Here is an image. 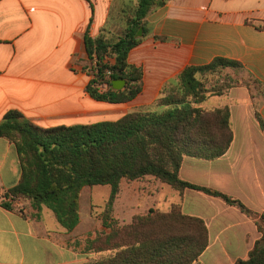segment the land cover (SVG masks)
Here are the masks:
<instances>
[{"label":"crops","instance_id":"crops-1","mask_svg":"<svg viewBox=\"0 0 264 264\" xmlns=\"http://www.w3.org/2000/svg\"><path fill=\"white\" fill-rule=\"evenodd\" d=\"M136 1L0 0V122L13 110L43 128L90 124L104 117L114 121L153 104L185 67L217 57L240 63L264 89V29L258 28L264 26V0H168L148 15L150 34L128 54L129 63L144 71L142 92L119 105L91 98L85 91L89 77L80 65L87 60L84 37L123 28L124 12ZM254 95L246 87H232L205 105L228 106L233 142L214 161L185 157L180 177L264 215V129L254 108L258 103L264 121V98ZM20 175L15 146L0 138V264L84 262L89 235L78 231L81 218L77 228L66 232L52 211L44 218V208L37 212L21 202L13 210L2 206L4 193ZM146 178L140 181L151 182L149 188L162 195L155 206L179 203L185 215L204 220L209 245L193 264H234L248 257L261 235L251 218L220 198L191 189L169 192Z\"/></svg>","mask_w":264,"mask_h":264},{"label":"trees","instance_id":"trees-1","mask_svg":"<svg viewBox=\"0 0 264 264\" xmlns=\"http://www.w3.org/2000/svg\"><path fill=\"white\" fill-rule=\"evenodd\" d=\"M167 1L137 0L124 12L123 28L96 37L85 35L87 60L80 65L89 77L85 91L91 98L119 105L132 102L142 92L144 71L129 63L128 54L150 34L148 15ZM140 27L143 36L135 39ZM229 68L244 70L240 63L222 57L187 66L162 87L153 104L114 121L43 128L18 111H9L0 122V138L15 146L21 175L4 193L2 206L13 210L14 203L21 202L37 212L45 207L66 232H71L80 224L83 188L107 186L110 196L99 214L104 231L88 237L89 256L81 264L197 262L209 245L208 228L201 218L185 215L179 203H172L165 211L149 208L132 216L129 223L114 219L121 182L149 176L180 194L197 190L238 208L254 221L261 235L248 257L234 264H264V215L223 192L180 177L185 157L214 161L225 155L233 142L230 110L228 106L207 108L212 98L224 96L232 87H246L259 99L264 98L257 78L248 73L247 78L237 79L227 72ZM112 80H125V87L113 90ZM103 83L106 90L98 88ZM257 106L255 103V116L264 129Z\"/></svg>","mask_w":264,"mask_h":264},{"label":"rangeland","instance_id":"rangeland-1","mask_svg":"<svg viewBox=\"0 0 264 264\" xmlns=\"http://www.w3.org/2000/svg\"><path fill=\"white\" fill-rule=\"evenodd\" d=\"M227 72H230L234 75L235 78H247V75L244 71L227 69ZM213 101H218L219 98H213ZM104 121L108 119L102 118ZM100 120V119H98ZM147 180H153V177H147ZM150 183V184H149ZM136 181L130 185L125 181H122L120 184V193L115 200L113 206V217L115 220L122 222H129L131 216L144 214L149 207H156L162 211H165L168 206H162L165 203L155 206L156 200L162 198L161 193L155 194L151 190V182ZM164 187L167 191L173 192L168 186L159 184ZM110 196V188L105 186H94V187H85L81 194V205H80V218L82 224L78 231H81L82 234L87 233L89 237L94 238L95 235L101 231H104L101 220L99 219V214L103 211L104 205L108 201ZM42 211L41 215L45 218V212H51L48 209ZM46 210V211H45ZM46 220V219H45ZM44 220V221H45ZM47 224L51 225L50 221H47ZM83 243V239L81 240Z\"/></svg>","mask_w":264,"mask_h":264},{"label":"water","instance_id":"water-1","mask_svg":"<svg viewBox=\"0 0 264 264\" xmlns=\"http://www.w3.org/2000/svg\"><path fill=\"white\" fill-rule=\"evenodd\" d=\"M142 36H143V29L142 27H140L135 35V39H140L142 38ZM131 44H133L132 41L129 43V45ZM125 84H126L125 80H112L110 82L111 88L116 91L122 90L125 87Z\"/></svg>","mask_w":264,"mask_h":264},{"label":"built area","instance_id":"built-area-1","mask_svg":"<svg viewBox=\"0 0 264 264\" xmlns=\"http://www.w3.org/2000/svg\"><path fill=\"white\" fill-rule=\"evenodd\" d=\"M108 75V74H107ZM98 88L100 90H106L107 89V85L105 83L101 84V85H98Z\"/></svg>","mask_w":264,"mask_h":264}]
</instances>
